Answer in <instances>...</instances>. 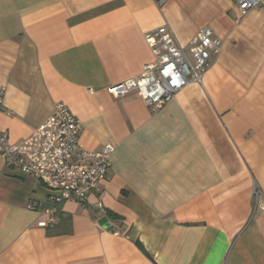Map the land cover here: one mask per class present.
<instances>
[{
    "label": "crops",
    "instance_id": "crops-1",
    "mask_svg": "<svg viewBox=\"0 0 264 264\" xmlns=\"http://www.w3.org/2000/svg\"><path fill=\"white\" fill-rule=\"evenodd\" d=\"M162 25L182 45L204 27L222 39L203 83L157 110L137 91L108 93L155 61L144 36ZM1 89L0 129L12 141L61 101L82 121L84 147L115 151L87 201L56 206L0 156V264H264V8L0 0ZM52 208L58 221L41 226Z\"/></svg>",
    "mask_w": 264,
    "mask_h": 264
},
{
    "label": "built area",
    "instance_id": "built-area-1",
    "mask_svg": "<svg viewBox=\"0 0 264 264\" xmlns=\"http://www.w3.org/2000/svg\"><path fill=\"white\" fill-rule=\"evenodd\" d=\"M236 1L240 16L256 7L264 8V0ZM144 37L155 61L146 63L140 75L108 87V93L122 97L137 91L154 110L162 108L188 84H202L212 65V55H218L223 45L222 39L209 27L202 28L188 45L180 44L167 25ZM3 112H7V108L4 89H1L0 114ZM82 127V121L68 105L56 101L43 125L19 141H12L9 134L0 129V156L8 166L39 179L52 192L54 206L87 201L107 179L115 145L108 142L100 150L84 147L79 139ZM262 195L263 191L256 183L254 196L258 199ZM96 205L105 212L101 201ZM55 208L48 211L50 218L40 222L41 226L58 221Z\"/></svg>",
    "mask_w": 264,
    "mask_h": 264
},
{
    "label": "water",
    "instance_id": "water-1",
    "mask_svg": "<svg viewBox=\"0 0 264 264\" xmlns=\"http://www.w3.org/2000/svg\"><path fill=\"white\" fill-rule=\"evenodd\" d=\"M104 225H108V220L105 218V221L103 223Z\"/></svg>",
    "mask_w": 264,
    "mask_h": 264
},
{
    "label": "trees",
    "instance_id": "trees-1",
    "mask_svg": "<svg viewBox=\"0 0 264 264\" xmlns=\"http://www.w3.org/2000/svg\"><path fill=\"white\" fill-rule=\"evenodd\" d=\"M110 216H111V214H110ZM113 216V215H112Z\"/></svg>",
    "mask_w": 264,
    "mask_h": 264
}]
</instances>
